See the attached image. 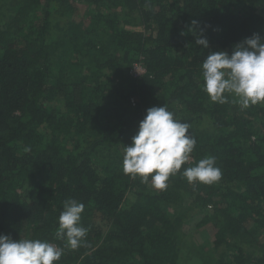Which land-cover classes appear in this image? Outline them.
Listing matches in <instances>:
<instances>
[{"label": "trees", "instance_id": "1", "mask_svg": "<svg viewBox=\"0 0 264 264\" xmlns=\"http://www.w3.org/2000/svg\"><path fill=\"white\" fill-rule=\"evenodd\" d=\"M7 12L0 234L63 248L55 264H182L189 224L209 255L200 264H264V103L213 102L202 76L211 52L264 37V0H11ZM192 20L208 48L195 44ZM153 106L196 140L180 171L214 156L219 181L189 184L178 172L158 190L124 174V146ZM70 198L85 206L75 250L55 236Z\"/></svg>", "mask_w": 264, "mask_h": 264}, {"label": "clouds", "instance_id": "2", "mask_svg": "<svg viewBox=\"0 0 264 264\" xmlns=\"http://www.w3.org/2000/svg\"><path fill=\"white\" fill-rule=\"evenodd\" d=\"M188 31L196 36L195 44L208 48L209 42L198 20L191 21ZM186 33L181 30L180 35ZM203 91L213 102L225 103L231 95L241 109L264 103V37L253 33L227 51L211 52L202 62ZM189 124L174 118L165 106H153L139 122L131 144L124 146V174L148 183L158 190L167 187L170 176L178 172L189 184L211 185L221 179L216 157L207 156L195 166L181 167L190 159L196 140L189 134ZM84 204L75 199L63 202L55 231L57 239L66 240V247L79 248L87 229L81 225ZM64 249L46 240L23 238L13 240L0 234V264H55Z\"/></svg>", "mask_w": 264, "mask_h": 264}, {"label": "rangeland", "instance_id": "3", "mask_svg": "<svg viewBox=\"0 0 264 264\" xmlns=\"http://www.w3.org/2000/svg\"><path fill=\"white\" fill-rule=\"evenodd\" d=\"M10 6L11 0H4L0 8V18L3 19L6 16V14L8 13L7 10L10 8ZM83 6L85 8V5ZM181 231L183 232V235L180 245L181 250L179 262L182 264H200L202 261H205V258L209 255L203 254V252L199 248L196 242L199 239L197 232L191 230L189 224H185L184 227L181 228Z\"/></svg>", "mask_w": 264, "mask_h": 264}, {"label": "built area", "instance_id": "4", "mask_svg": "<svg viewBox=\"0 0 264 264\" xmlns=\"http://www.w3.org/2000/svg\"><path fill=\"white\" fill-rule=\"evenodd\" d=\"M147 72V69L143 62L137 61L133 64L131 73L135 76H141Z\"/></svg>", "mask_w": 264, "mask_h": 264}]
</instances>
